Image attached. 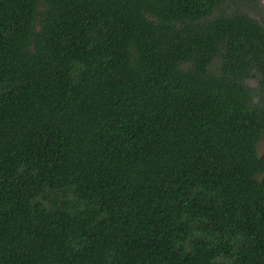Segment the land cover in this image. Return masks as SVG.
<instances>
[{"label":"trees","instance_id":"1","mask_svg":"<svg viewBox=\"0 0 264 264\" xmlns=\"http://www.w3.org/2000/svg\"><path fill=\"white\" fill-rule=\"evenodd\" d=\"M263 0H0V264H264Z\"/></svg>","mask_w":264,"mask_h":264},{"label":"rangeland","instance_id":"2","mask_svg":"<svg viewBox=\"0 0 264 264\" xmlns=\"http://www.w3.org/2000/svg\"><path fill=\"white\" fill-rule=\"evenodd\" d=\"M263 3H264V0H263ZM258 151H259L260 155H262L264 153V137L258 145Z\"/></svg>","mask_w":264,"mask_h":264}]
</instances>
